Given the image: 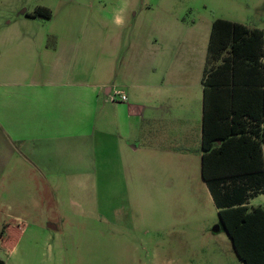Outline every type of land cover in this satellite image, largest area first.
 <instances>
[{
    "label": "crops",
    "instance_id": "1",
    "mask_svg": "<svg viewBox=\"0 0 264 264\" xmlns=\"http://www.w3.org/2000/svg\"><path fill=\"white\" fill-rule=\"evenodd\" d=\"M51 11L45 21H53ZM26 18L33 27L38 22ZM91 27L96 34L65 21L36 34L0 37V216L12 211L5 188L34 187V197L53 200L57 178L69 180L87 168L129 169L137 154L147 161L154 153L172 183L192 172L215 207L201 174V78L210 30L203 36L194 24L185 26L188 40L173 43L162 30L122 38L104 35L98 21ZM47 36L56 38L53 49L46 47ZM261 195L248 206L257 207L252 201ZM27 202L32 208H21H40V200ZM220 231L226 233L213 230Z\"/></svg>",
    "mask_w": 264,
    "mask_h": 264
},
{
    "label": "rangeland",
    "instance_id": "2",
    "mask_svg": "<svg viewBox=\"0 0 264 264\" xmlns=\"http://www.w3.org/2000/svg\"><path fill=\"white\" fill-rule=\"evenodd\" d=\"M37 6L53 10V21L38 20L34 27L28 23L24 14ZM216 19L264 31V0H0V37L36 34L65 21L92 35L96 31L91 25L98 21L104 35L146 37L162 30L176 43L187 39L185 26L194 24L207 36ZM197 39L202 40L199 35ZM153 144L157 149L159 140ZM158 159L154 153L152 160L144 161L137 154L135 163L126 165L130 170L87 168L69 180L57 178L50 188L54 201L46 195L34 197V187L5 188L12 211L6 218L0 216V231L4 222L19 231L11 235L6 249L0 243V260L4 264H242L226 233L213 232L217 210L196 188L192 172L185 170L183 183H172ZM18 198L30 209L29 198L40 200V208L29 211L19 201L11 203ZM252 205L263 206L264 195Z\"/></svg>",
    "mask_w": 264,
    "mask_h": 264
},
{
    "label": "trees",
    "instance_id": "3",
    "mask_svg": "<svg viewBox=\"0 0 264 264\" xmlns=\"http://www.w3.org/2000/svg\"><path fill=\"white\" fill-rule=\"evenodd\" d=\"M25 15L48 20L52 11L37 6ZM55 41L47 36L46 47ZM201 84L202 179L240 262L264 264V206H248L264 194V31L214 20ZM18 231L3 226L4 249Z\"/></svg>",
    "mask_w": 264,
    "mask_h": 264
},
{
    "label": "water",
    "instance_id": "4",
    "mask_svg": "<svg viewBox=\"0 0 264 264\" xmlns=\"http://www.w3.org/2000/svg\"><path fill=\"white\" fill-rule=\"evenodd\" d=\"M25 13V11L23 10L22 12H21V14H24ZM222 229V230H224L225 231V228H224V226L221 224V223H219V225H217L213 230L214 231H218L219 229ZM226 232V231H225Z\"/></svg>",
    "mask_w": 264,
    "mask_h": 264
},
{
    "label": "built area",
    "instance_id": "5",
    "mask_svg": "<svg viewBox=\"0 0 264 264\" xmlns=\"http://www.w3.org/2000/svg\"><path fill=\"white\" fill-rule=\"evenodd\" d=\"M118 96V95H117ZM119 100L120 101H125L126 100V98H125V96L124 95H122V96H119Z\"/></svg>",
    "mask_w": 264,
    "mask_h": 264
},
{
    "label": "clouds",
    "instance_id": "6",
    "mask_svg": "<svg viewBox=\"0 0 264 264\" xmlns=\"http://www.w3.org/2000/svg\"><path fill=\"white\" fill-rule=\"evenodd\" d=\"M117 23H120V21H119V20H117Z\"/></svg>",
    "mask_w": 264,
    "mask_h": 264
}]
</instances>
